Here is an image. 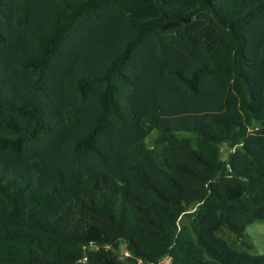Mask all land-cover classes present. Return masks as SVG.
<instances>
[{
  "label": "trees",
  "instance_id": "trees-1",
  "mask_svg": "<svg viewBox=\"0 0 264 264\" xmlns=\"http://www.w3.org/2000/svg\"><path fill=\"white\" fill-rule=\"evenodd\" d=\"M258 220L264 0H0V264H264Z\"/></svg>",
  "mask_w": 264,
  "mask_h": 264
},
{
  "label": "rangeland",
  "instance_id": "rangeland-1",
  "mask_svg": "<svg viewBox=\"0 0 264 264\" xmlns=\"http://www.w3.org/2000/svg\"><path fill=\"white\" fill-rule=\"evenodd\" d=\"M154 136L155 134H152L148 138V143L150 145H152ZM245 233L248 241H250L252 245V247H250L248 250L254 253H264V220H258L249 224L245 230ZM218 235L226 239L234 249L247 250V246L245 247L243 241L234 233L224 229L220 231ZM125 253L127 252L125 251ZM167 261L168 260H165V262Z\"/></svg>",
  "mask_w": 264,
  "mask_h": 264
},
{
  "label": "built area",
  "instance_id": "built-area-1",
  "mask_svg": "<svg viewBox=\"0 0 264 264\" xmlns=\"http://www.w3.org/2000/svg\"><path fill=\"white\" fill-rule=\"evenodd\" d=\"M140 264H154V263H153V262H148V263H146V262L140 260Z\"/></svg>",
  "mask_w": 264,
  "mask_h": 264
}]
</instances>
